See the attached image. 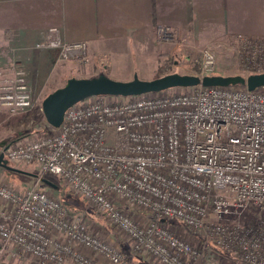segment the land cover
Returning a JSON list of instances; mask_svg holds the SVG:
<instances>
[{"label":"built area","instance_id":"obj_1","mask_svg":"<svg viewBox=\"0 0 264 264\" xmlns=\"http://www.w3.org/2000/svg\"><path fill=\"white\" fill-rule=\"evenodd\" d=\"M256 42L250 61L261 72L264 40ZM34 48L56 49L62 59L88 50L84 41L64 42L55 26ZM199 65L202 76L213 73L210 48L201 50ZM5 75L0 107L26 112L33 97L24 72ZM119 98L79 100L58 127L1 142L0 153L14 167H34L37 180L57 176L127 236L130 250L159 264L210 261L204 243L164 224L174 218L201 230L228 264H264V91L198 85ZM248 209L259 218L243 223ZM114 243L93 234L51 191L0 177V264H9L1 255L16 252L37 264H132Z\"/></svg>","mask_w":264,"mask_h":264},{"label":"rangeland","instance_id":"obj_2","mask_svg":"<svg viewBox=\"0 0 264 264\" xmlns=\"http://www.w3.org/2000/svg\"><path fill=\"white\" fill-rule=\"evenodd\" d=\"M62 3L64 5V0H62ZM155 26L151 39L146 40V42L141 40L140 43L144 44L138 45L139 48H131L125 52V57L119 56L118 58H112L113 55L111 54L103 53L97 56L94 53H90L89 42L87 41H84L88 48L84 57L86 59L81 58L78 54L62 59L56 49L34 48L35 44L43 40L45 36L43 39L32 43H22L16 40L15 36L13 37L14 40L12 38L9 41L0 40V74H2L0 75V80L1 76H6L5 74L12 75L13 71L22 70L33 97L32 106L26 112L10 115L4 108L0 107V143H9L26 134L49 130L51 127L45 121L41 110L42 99L52 90L62 86L69 77L91 78L104 74L117 80H129L134 75L141 79H152L173 72L201 77L202 71L199 62L203 48H210L214 52L215 65L212 73L214 75L238 74L246 77L252 73H259L250 61V54H252L254 49L253 44L259 43L256 42L259 39L226 37L200 47L197 43V45H189L190 43L186 40H179L177 44L170 27L167 25ZM159 28H166L172 34V38L167 40L160 36ZM39 52H45L48 56L44 54L45 58L40 56L36 59L35 55ZM50 57L52 58L51 62L44 63V59H50ZM191 88L172 87L163 91L168 94H181L190 91ZM119 97L121 96H111V100H120L121 98ZM8 165L14 167L10 163ZM19 169L34 174V176L14 172L0 166V177L22 188L35 186L51 191L65 202L72 216L79 215L83 217L91 232L103 240L112 242L110 238H113V234H116L117 237L114 236V239L117 238L115 243L118 242L124 252V261L132 264H159L147 254L130 250V241L127 236L113 226L105 217L97 214L80 196L63 186L57 176L44 177L56 184L57 188L52 189L41 180L36 179L34 167ZM145 218L149 219V216ZM258 218L259 215L256 211L248 209L240 219L241 222L247 223ZM164 224L172 227L175 232L192 243L199 241L204 243H202L205 247L203 258L207 257L210 261L202 260L200 264H211L212 262L215 264H228V260L221 257L222 253L225 252L205 239L201 230L186 227L179 219L175 218L166 219ZM136 256L141 261L137 259L135 263L134 257ZM1 258L7 260L9 264H37L31 256L21 252H16L14 256L3 254Z\"/></svg>","mask_w":264,"mask_h":264},{"label":"crops","instance_id":"obj_3","mask_svg":"<svg viewBox=\"0 0 264 264\" xmlns=\"http://www.w3.org/2000/svg\"><path fill=\"white\" fill-rule=\"evenodd\" d=\"M155 25L170 27L177 44L186 40L201 47L226 37L264 40V0H64V5L62 0H0L4 41L15 36L32 43L55 26L63 41H87L90 53L118 58L151 39Z\"/></svg>","mask_w":264,"mask_h":264},{"label":"water","instance_id":"obj_4","mask_svg":"<svg viewBox=\"0 0 264 264\" xmlns=\"http://www.w3.org/2000/svg\"><path fill=\"white\" fill-rule=\"evenodd\" d=\"M229 86L241 85L248 90L264 87V72L242 75H192L177 72L168 73L152 79H141L134 75L129 80H117L104 74L91 78L69 77L65 83L49 92L41 102V110L45 121L51 127H58L64 117L65 110L74 103L92 95L131 96L147 92L163 91L172 87L194 86ZM0 166L22 174L34 176L17 167L9 166L3 153H0ZM52 189L57 186L47 178L41 180ZM164 221V220H162Z\"/></svg>","mask_w":264,"mask_h":264},{"label":"trees","instance_id":"obj_5","mask_svg":"<svg viewBox=\"0 0 264 264\" xmlns=\"http://www.w3.org/2000/svg\"><path fill=\"white\" fill-rule=\"evenodd\" d=\"M194 87H196V86H194ZM257 89H259V90H263L264 91V87H260V88H257ZM49 177V176H48ZM46 185V184H45ZM81 198V197H80ZM82 200V199H81ZM83 201V200H82ZM63 202V204L68 208V210L70 211V209H69V207L65 204V202L64 201H62ZM84 202V201H83ZM203 243V242H202Z\"/></svg>","mask_w":264,"mask_h":264}]
</instances>
